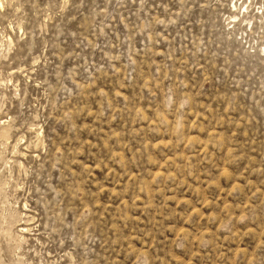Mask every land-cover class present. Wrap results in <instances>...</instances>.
Instances as JSON below:
<instances>
[{"label":"rangeland","instance_id":"rangeland-1","mask_svg":"<svg viewBox=\"0 0 264 264\" xmlns=\"http://www.w3.org/2000/svg\"><path fill=\"white\" fill-rule=\"evenodd\" d=\"M0 264H264V0H0Z\"/></svg>","mask_w":264,"mask_h":264}]
</instances>
